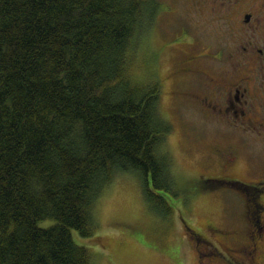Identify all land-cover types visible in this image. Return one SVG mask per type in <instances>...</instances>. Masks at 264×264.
Masks as SVG:
<instances>
[{"label":"trees","instance_id":"16d2710c","mask_svg":"<svg viewBox=\"0 0 264 264\" xmlns=\"http://www.w3.org/2000/svg\"><path fill=\"white\" fill-rule=\"evenodd\" d=\"M160 4L0 0V264H93L72 230L117 172L171 219L162 84L137 75Z\"/></svg>","mask_w":264,"mask_h":264},{"label":"rangeland","instance_id":"374dc122","mask_svg":"<svg viewBox=\"0 0 264 264\" xmlns=\"http://www.w3.org/2000/svg\"><path fill=\"white\" fill-rule=\"evenodd\" d=\"M155 1L161 2V12L151 21L152 32L140 47L142 61L136 73L145 82L150 75L153 79L159 76L165 79L160 105L164 118L171 123V131L163 141L162 150L169 158V185L174 189L172 196L165 195L174 206L175 215L169 219L155 210L157 205L146 195L142 174L121 171L97 196L93 208L94 232L83 236L73 229L74 240L90 249L93 264H247L251 255L244 250L245 246L250 249L247 244L251 237L242 219V194L227 184L213 180L208 185L201 182L215 171L220 172L219 168L208 171L211 168L206 166L209 160L205 146L215 142L220 145L225 140L214 126L210 125L208 130L199 123L198 115L178 110L172 76L168 77L176 52L167 44L180 23V0ZM184 9L187 8L183 6ZM193 15L196 28L201 24L211 28L218 25L199 21L198 14ZM166 46L169 48L165 49ZM200 135L202 138L197 139ZM258 152L264 163V151L257 144L252 155L255 157ZM245 162L243 156L230 174L251 179L253 171ZM150 187L155 193H161L152 183ZM53 222L41 220L39 225L48 226ZM210 225L223 227L226 233L213 234ZM235 234H240L239 238H232Z\"/></svg>","mask_w":264,"mask_h":264},{"label":"flooded vegetation","instance_id":"af4514ba","mask_svg":"<svg viewBox=\"0 0 264 264\" xmlns=\"http://www.w3.org/2000/svg\"><path fill=\"white\" fill-rule=\"evenodd\" d=\"M180 4V23L167 44L176 52L168 77L172 76L177 108L198 115L199 123L208 130L214 126L223 136L222 144L205 146L208 171L220 172L201 182L208 185L215 180L242 194V219L251 237L250 249L244 250L251 258L245 263L264 264V163L259 152L252 155L257 144L264 151V0H180ZM194 13L199 21L218 25L196 28ZM158 80L165 86L164 77ZM243 156L253 171L251 179L230 174Z\"/></svg>","mask_w":264,"mask_h":264},{"label":"bare ground","instance_id":"6f19581e","mask_svg":"<svg viewBox=\"0 0 264 264\" xmlns=\"http://www.w3.org/2000/svg\"><path fill=\"white\" fill-rule=\"evenodd\" d=\"M175 211L176 210H174V212H173V216L175 215ZM48 219H52L53 221H54V219L53 218H48ZM47 220V219H46ZM210 229H211V231H212V233L213 234H222L223 232H224V230H223V227H221V228H216V227H212V225H210Z\"/></svg>","mask_w":264,"mask_h":264}]
</instances>
